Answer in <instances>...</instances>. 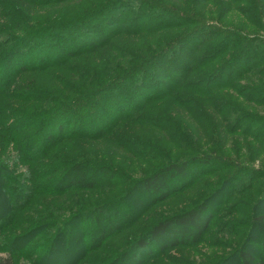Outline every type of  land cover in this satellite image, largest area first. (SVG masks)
I'll return each instance as SVG.
<instances>
[{"label":"trees","instance_id":"trees-1","mask_svg":"<svg viewBox=\"0 0 264 264\" xmlns=\"http://www.w3.org/2000/svg\"><path fill=\"white\" fill-rule=\"evenodd\" d=\"M70 1L0 0V16L14 23L12 27L0 25V185L1 199L7 204L9 213L0 221V231L7 230L17 213L39 195L64 196L69 191L109 189L125 183L128 184L126 194L86 210L84 219L90 223L87 237L91 252L106 247L105 243L137 224L147 209L198 185L201 187L205 177L213 174V169L221 167L219 171H234L241 166L236 159L238 155H228L223 150L225 145L219 144L224 140L220 132L215 148H199L191 134L202 126V118L208 121L213 132L216 127L228 136L252 140L258 149L250 148V160L262 157L259 159L262 169L249 173L255 174L257 181L264 179V116L247 112L249 105L264 108V36L246 35L219 22L228 10L235 11L264 35V0H221L219 21L214 23L201 22L193 14L187 15L163 0H101L96 4L92 0L87 7H79L75 15L64 18L53 14L49 22L33 23L26 16L31 9ZM188 26L192 28L183 30L170 42L168 49L164 41L159 42L157 53L143 63L133 64L136 56L126 52L121 64L114 59L104 71L89 70L82 63L73 64L86 55L112 48L111 42L121 35L137 36ZM62 68H76L77 81L71 84L70 80L57 78L53 70ZM50 73L61 81L63 91L36 87L34 75L42 77ZM191 73L196 75L191 78ZM237 100L248 104L247 110L241 108ZM170 101L185 111L187 124L170 122L166 110L157 111L159 103L170 106L167 103ZM188 101L192 103L191 109L184 107ZM25 102L38 103V106L25 111L20 108ZM149 109H153L150 117L146 114ZM130 115L133 124L137 123L134 121L138 116L147 117L144 126L160 129L168 136L167 153H172L177 140L182 142L183 146L176 148L182 154L174 160L166 158L162 166L147 173L142 171L137 179L132 172L114 168V163L84 158L58 159L62 144L105 138L119 144L125 139L117 130L120 121H130L127 120ZM167 122L171 123V129L174 128L171 134L166 130ZM186 126L193 131L186 133ZM126 138L127 143L148 147L144 152L148 159L153 155L161 158L160 152L165 151L158 143H150L134 134ZM121 148L134 157L125 142ZM141 158L146 157L141 155ZM11 161L19 169L12 171L8 166ZM225 179H219L216 185L204 183L208 189L204 188L199 200L185 209L155 218L132 235L130 242L124 241L105 264H146L151 259L168 255L172 249L212 247L207 240L209 231L215 223L237 212L233 206L246 204L243 193L254 182L239 187V184H228L227 180L223 181ZM235 191L241 197L231 205L229 202ZM256 199L252 207L257 204L258 210L249 221L252 234L258 239L257 236H264V210L260 211L262 201ZM76 216L69 213L68 217L43 222L11 238L2 236L1 232L0 264H21L18 258L26 259L23 264L58 263L55 256L54 261L51 260L53 254L49 246L53 237L48 243L46 257L49 259L45 257L44 263L40 261L44 257L29 259L24 255L26 245L39 231L61 227L65 218L68 222ZM223 221L219 228L222 232L230 223L229 219ZM262 248L260 254L264 256V246ZM237 255L239 264H263L254 245L238 248Z\"/></svg>","mask_w":264,"mask_h":264},{"label":"rangeland","instance_id":"rangeland-1","mask_svg":"<svg viewBox=\"0 0 264 264\" xmlns=\"http://www.w3.org/2000/svg\"><path fill=\"white\" fill-rule=\"evenodd\" d=\"M92 0H72L65 4L41 7L37 9H31L27 11V18L30 19V22L38 23L47 21L49 22L52 19L53 14H58L60 17H70L75 15L79 9V7L84 8L89 5ZM101 0H93V4H96ZM162 1V0H161ZM165 4L169 6H175L179 11L186 13L187 15L193 14L194 18L201 20V22H218L219 20V12L221 11V0H163ZM237 12L228 10L226 17L219 21L221 25L231 26L239 30L241 33L246 35H258L263 37V33L253 29L249 23L241 16L236 15ZM9 25L10 27L14 26L12 22L7 20L5 17L0 16V25ZM191 26V25H190ZM181 27V28H173L168 30H159L154 32L143 33L137 36H129V35H121L116 37L112 42L109 48H104L101 51H98L92 55H86L76 61L73 64L82 63L84 66H87L89 70H103L108 68V64L112 60H116L118 65L121 64L124 60V55L126 52L133 53L136 56V59H133V64L143 63L150 56H153L159 50V42L164 41L165 46L168 45L171 41L174 40L175 37L179 36L183 30H189L192 27ZM184 32V31H183ZM159 40V41H158ZM174 46V45H173ZM173 46L171 50H173ZM162 48V47H161ZM173 52V51H172ZM55 76L57 78H65L66 80H70L71 84L77 81V69H54L53 70ZM193 78L195 75L191 73ZM40 75H34V83H36L37 88H53L55 91H63L64 86L61 84V81L56 79L51 73L45 76L39 77ZM53 76V77H52ZM33 77V75H31ZM226 91V90H225ZM223 92V96L227 95V91ZM228 93H230L228 91ZM38 94H36L37 96ZM29 97H26L28 99ZM244 101V100H243ZM166 102V101H165ZM159 103V107L157 111H164L168 113V120L183 122V124H187V114L184 110H181L180 107L173 103L172 101L167 102L170 103V106L164 105V103ZM239 106L241 108L246 109L247 105L242 100H237ZM17 103V102H16ZM41 105V104H40ZM20 108L29 111L32 107L38 106V103L34 102H25L20 104ZM192 106L191 102H187L184 107L190 108ZM205 108V104L202 106ZM148 107H144L147 109ZM156 108V107H155ZM191 109V108H190ZM134 110V109H133ZM132 110V112H133ZM151 110L149 109L146 114L151 115ZM247 110V109H246ZM264 108L262 106L249 105L248 113L255 114L258 116H264ZM207 113L210 111L207 110ZM157 113V112H155ZM154 113V114H155ZM133 115V113H132ZM128 117L127 120L130 121H120V126L117 129L119 133L123 134L124 140L119 141V144L111 138L101 139L99 141H83L76 142L70 144H62V149L58 152L57 157L60 159L61 157L65 159H77L84 158L89 160H101L104 162L114 163V168H121L125 172H132V176L134 179L140 178L142 176V171L147 173L150 169L157 168L164 164L165 159L170 157V159L174 160L178 155L182 154V151L176 149L183 146L182 142L179 140L176 141V137L173 139L174 148L171 154L167 153V135L163 133L160 129H154L147 126H144L147 117L140 118L137 117L136 124L131 122ZM140 118V120H139ZM169 126H166V130H168L169 134L173 133L174 128L171 129V123ZM202 126L193 131V129L189 130L187 126L184 128L186 133H190L193 131V135L195 137V142L198 143L199 148L201 150H209L210 148H215L217 145L216 140L220 135L221 140L219 144L225 145L223 150L230 156L238 155L236 159L239 160V166L236 170L231 171H219L221 167L218 169H213V174L209 177H205L204 183L207 184H215L219 182L218 180L223 178L226 179L223 181L228 182V184H239V187L247 182H254L250 189L246 190L243 193L244 200L246 201L245 205L237 204L232 208L236 210V213H233L231 217H227L230 223L228 226H224L222 230L219 228L222 226L224 222L219 221L215 223L211 230L207 235V240L211 243L212 247L206 245H199L194 249H186V248H176L169 251L166 256H159L155 260L151 259L147 261L146 264H179L178 262H183L184 264H239L237 249L246 248L248 245H254L256 247V253H259L260 258L264 264V256H261L262 247L264 246V236H257L255 233L252 234L253 230L250 225V217L253 215L255 210H258L257 204L252 207L253 200L258 199L257 202L261 204L260 211L264 210V179H260L259 181L254 179V175L249 172H254L261 168V162L259 159L262 157H257L256 160H250L251 149H258V146L248 138H239L238 136L234 137L232 135H226L220 128L217 129L215 127V131L213 132L211 129V125L207 124L204 118L201 119ZM177 126V125H176ZM175 127V126H174ZM160 130V131H159ZM134 134V136L146 140L150 143H158L162 148L164 147L163 152H160L162 155L161 158L152 157V159H148L145 152V149L148 147H142L144 145L136 146L134 143L126 142V135ZM126 143L127 148L130 149V153L134 156L127 154L121 145ZM178 144V146H177ZM61 145V146H62ZM65 146V147H64ZM135 152L137 155L135 156L132 152ZM224 154L223 152H221ZM185 154V152H184ZM228 154V155H229ZM146 157L145 159L141 158ZM225 155V154H224ZM262 156V155H261ZM234 157V156H233ZM58 159H56L58 161ZM9 168H13L12 171L19 169L18 166L15 167V164H12V161L9 162ZM112 166V165H111ZM113 167V166H112ZM250 167V168H249ZM24 167H21L20 170H23ZM255 170H253V169ZM252 169V170H251ZM263 171V170H261ZM231 175V176H230ZM239 176L238 178H234L233 176ZM230 176V177H229ZM251 176V177H249ZM229 177V178H228ZM228 178V179H227ZM232 180V181H231ZM230 181V182H229ZM249 182V183H250ZM202 184L196 186L194 189H191L182 195L172 198L170 200H166L164 202L159 203L156 206H153L144 213L143 217L139 220L137 224H135L130 229L126 230L119 237L111 239L108 243L104 245L106 247H100V249L91 252V247L89 245L87 233L89 232L90 223L86 221L84 218L87 216L86 210L92 208L91 206L94 204H100L103 201H108L113 199L115 196H122L127 193L128 184L122 183L119 186H113L109 189L107 188H99L91 191H69L67 194L57 195V194H43L34 198L30 203H28L23 209H21L15 220L7 230L0 231L2 236L5 237H13L17 234H24L28 230L32 229L35 225H38L43 222H53L59 218L68 217L69 213L77 214L75 218H72L71 221L66 222L67 218H65V223L61 227L57 228H48L45 230H41L36 234V237L31 239V242L27 244L24 251V255H27L31 258L34 257H44L41 258L40 261L44 263L45 257L48 256V246L50 244V237H53L51 240V245L49 248L52 250L51 258L54 261V256L57 258L58 263L56 264H105L109 258L115 255V251L120 248L124 241H129L130 237L134 235L138 230H142L147 225H149L155 218L161 217L162 215L171 214L177 212L179 210L185 209L189 204L196 202L201 198V193L204 188L208 187ZM104 183H102L103 185ZM226 184L225 186L229 187ZM248 184V183H247ZM226 189V190H227ZM212 191V190H211ZM236 192V193H235ZM234 192V196L231 197L230 204H233V201L241 195H239L238 191ZM206 193V191H205ZM137 197H140V193L137 194ZM2 198V185H0V221H3L5 216L9 213L7 212V204L3 202ZM256 199V200H257ZM218 202V199L216 200ZM229 201V200H228ZM226 202V201H224ZM20 203V202H18ZM140 203V202H138ZM138 205V204H136ZM227 203L222 207V210H225ZM224 212V211H223ZM222 212V213H223ZM82 213L83 215H79ZM83 216V217H82ZM57 237V238H56ZM56 239V240H55ZM256 240L257 242H255ZM130 242V241H129ZM22 244V243H20ZM82 244V245H81ZM25 246V245H23ZM90 246V247H89ZM249 249L254 253L255 251L249 247ZM3 253H0L2 255ZM50 256V255H49ZM49 259V257H46ZM18 262L23 264L26 262L24 258H18Z\"/></svg>","mask_w":264,"mask_h":264}]
</instances>
